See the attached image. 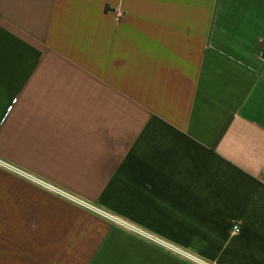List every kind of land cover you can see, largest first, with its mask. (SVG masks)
<instances>
[{"label":"crops","instance_id":"0c3cea01","mask_svg":"<svg viewBox=\"0 0 264 264\" xmlns=\"http://www.w3.org/2000/svg\"><path fill=\"white\" fill-rule=\"evenodd\" d=\"M0 161V264H264V0H0Z\"/></svg>","mask_w":264,"mask_h":264},{"label":"built area","instance_id":"2783aa9c","mask_svg":"<svg viewBox=\"0 0 264 264\" xmlns=\"http://www.w3.org/2000/svg\"><path fill=\"white\" fill-rule=\"evenodd\" d=\"M0 166L6 168V169H8V170L13 171L15 174H17V175H19V176H22V177L26 178L27 180H29V181H31V182H33V183H35V184L41 185L42 187H44V188H46V189L53 190L55 193H58V194H60V195H63L62 193H60L59 191H57L55 188H53V187L50 186L49 184H46L45 182H43V181H41V180H38V179H36V178H33V177H31V176H29V175L23 173V172H20V171L16 170L15 168H11L8 164H6V163H4V162H1V161H0ZM77 203L80 204V205H82V206H85L86 208L94 209L93 207H91L90 205L86 204L85 202H83V201H81V200H77ZM94 210H95V209H94ZM233 232H234L235 234H238V233L240 232V228H238L237 226H235V227L233 228ZM157 242L163 244V242H160V241H157Z\"/></svg>","mask_w":264,"mask_h":264}]
</instances>
